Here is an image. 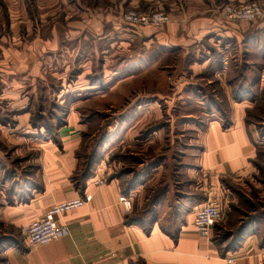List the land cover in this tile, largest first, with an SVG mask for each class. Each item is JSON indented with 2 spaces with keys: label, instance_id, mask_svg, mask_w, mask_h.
<instances>
[{
  "label": "rangeland",
  "instance_id": "1",
  "mask_svg": "<svg viewBox=\"0 0 264 264\" xmlns=\"http://www.w3.org/2000/svg\"><path fill=\"white\" fill-rule=\"evenodd\" d=\"M5 1L9 12L6 19L12 27L8 29L4 22H0L2 77L7 78L5 72L9 73L7 85L14 83L17 72L12 64L17 60V53L24 54L29 48L30 57L35 58L37 66L40 62L42 64L40 75L32 79L30 86L21 85L26 106L0 108V124L11 131L18 126L20 136H10V140L8 136L0 135V165L7 178L17 175L12 176L15 173L12 168L21 177L32 174L24 155L17 154L34 148L38 140H54L57 128L73 111L79 116L83 129L79 177L82 171L91 169V176L98 177L103 184L116 181L121 192H133L136 219L150 220L156 213L154 204L169 197L171 207L165 206L158 211L168 219V215L175 212L179 196L199 195L203 189L201 197L205 203L206 189L212 187L214 197L220 200L224 209L221 221L213 229L219 254H234L247 241V245L264 246V30L258 35V41L253 42L256 45L248 47L242 43L241 52L234 50L235 58L227 62L224 74L217 75L222 68L217 60L197 76L200 70L196 68L194 72L189 67L200 62L201 58L196 60L183 54H171L170 47H166L169 50L159 49V54L151 62L146 48L140 57L130 56L135 51L129 53L127 49H121L120 54H111L113 57L92 58L86 69L82 55L73 52V41L65 42L67 39L57 37L51 44L56 46L58 43L53 53L50 52V43L47 51L42 49L43 45H35L48 40L58 24L65 27L79 19V13L73 10V0H52V4H59L47 12L41 10L45 3L41 4L40 0H26V7L22 0ZM158 3H161L158 8L146 6V9L141 8L142 12L171 14V0H158ZM251 3L262 7L260 19L251 23L230 22L242 24L250 30L264 29V0H246L234 5ZM100 4H103L102 0ZM63 8L66 11L60 12ZM126 10L138 11L128 7L122 8V12L118 10L117 23H123L122 15ZM20 11L27 13L23 20L18 15ZM219 14L228 20L222 10ZM24 20L26 26L19 24ZM161 27L147 29L160 31ZM207 45L208 51L204 53L213 54L211 46ZM84 47L80 45V48ZM140 58L149 65L132 67L131 63ZM115 63L121 65V69L126 65V74L109 80L111 75L107 72ZM130 72L137 73L130 76ZM1 88L8 87L2 85ZM3 99L2 94L0 106H3ZM121 121L125 133L119 131V135L113 137V132H118V128L113 130V127ZM213 122H219L223 129L238 122L247 130L255 148L247 176L239 180L224 178L223 185L212 184L203 173L197 178L192 176L193 169L198 168L203 133ZM123 138L126 140L120 144ZM0 172L3 179L1 168ZM2 230L5 229L0 227ZM7 230L11 231L10 228ZM21 237L24 242V235Z\"/></svg>",
  "mask_w": 264,
  "mask_h": 264
},
{
  "label": "crops",
  "instance_id": "2",
  "mask_svg": "<svg viewBox=\"0 0 264 264\" xmlns=\"http://www.w3.org/2000/svg\"><path fill=\"white\" fill-rule=\"evenodd\" d=\"M48 1L40 0L41 4L45 3L42 11H50V7L59 4ZM100 1L73 0V10L79 13V19L69 22L65 27L58 24L49 36L50 41L45 39L35 45H43L42 49L47 51L50 43V52L53 53L58 43L56 46L51 44L57 37L67 39L65 42L73 41V52L77 51L82 55V63L86 69L92 58L113 57L111 54H120L121 49H127L129 53L135 51L130 56L140 57L141 51L146 48L150 52L151 62L159 54V49L170 47L171 54H183L196 60L201 58L200 62L189 67L193 71L196 68L200 70L197 76L218 60L222 64L221 71L217 73L219 75L225 73L227 62L230 58H235L234 53L241 52L242 43L248 47L256 45L253 42L258 41V35L264 30L263 27L247 29L242 24L225 20L219 14L225 5L246 0H171V14H168L171 22L162 26L160 31L132 29L124 23H117L122 8L142 12L146 6L158 8V4L161 5L158 0H102V5ZM23 2L26 7V0H22ZM4 3L5 0H0V22H4L5 27L10 29L12 24L6 19L9 12ZM63 11L66 9L60 10ZM18 13L22 20L25 19L27 13ZM22 22L19 24L26 26V21ZM80 45L85 46L84 49ZM206 45L211 46L213 54L204 53L208 51ZM17 54L15 65L12 64L17 72L14 83L7 85L10 74L5 72L7 78L4 79L0 72V96L3 94L5 98L0 108L26 106L25 92L21 85L25 83L29 87L32 79L41 73L42 64L39 61L40 65L37 66L35 58L30 57L31 48L24 54ZM121 58L123 60L125 57H119ZM141 59L132 62L131 66L141 68L149 65L146 60ZM117 64L112 65V70L107 72L111 75L109 80L126 74L128 67L125 65L121 69V65ZM104 68L106 69L105 65ZM136 73L129 74L132 76ZM2 85L8 88L3 89ZM10 95L14 97L10 98ZM123 123L121 121L117 127H113V130L118 128V132H113V137L118 136L119 131L125 133ZM81 127L79 116L71 111L64 124L57 128L54 140H38L34 143V148L17 154L24 155L27 168L32 171L30 175L21 177L12 168L15 172L12 176L17 175L9 179L0 165L4 176L3 179L0 178V227L5 229L0 231V238H5L0 239V264H264V246L260 248L252 243L247 245V241L234 254L221 256L213 233L209 240L196 234L193 217L195 211L203 206V189H200L199 195L179 196L180 199L175 202V212L168 215V219H164V214L158 211L165 206L171 207L169 197L163 202L159 200L154 204L156 213L145 221L134 217L133 192H121L116 181L96 185L98 177L95 178L94 175L82 181V174L79 177L82 168L79 156L83 132ZM17 130L18 126L11 131L0 124V135L8 136L10 140L19 136ZM203 134L198 168L193 169L192 173L194 178L203 173L205 179L212 184L223 185L221 183L224 178L241 179L249 174L255 148L243 125L234 122L232 127L223 129L219 122H213ZM125 140L121 139L120 144ZM85 195L91 196L90 202L57 217L60 232L52 243L36 248L25 245L21 237L25 228L38 221L53 206ZM120 197L130 200L129 212L125 213ZM137 205L140 206L141 203L137 202Z\"/></svg>",
  "mask_w": 264,
  "mask_h": 264
},
{
  "label": "built area",
  "instance_id": "3",
  "mask_svg": "<svg viewBox=\"0 0 264 264\" xmlns=\"http://www.w3.org/2000/svg\"><path fill=\"white\" fill-rule=\"evenodd\" d=\"M223 15L232 22L251 23L263 16V9L257 3L251 4H228L222 8ZM169 16L162 12H139L126 10L122 15V22L130 27L137 28H160L169 22ZM96 185H103L101 181ZM206 202L197 209L193 217V226L196 234L202 239L209 240L215 225L221 221L224 213L223 205L214 197V189H206ZM91 201L90 195L53 206L38 221L33 222L23 230L24 243L28 248L47 246L59 235L57 217L76 210ZM123 209L129 212L131 202L126 197H120ZM123 264V263H116Z\"/></svg>",
  "mask_w": 264,
  "mask_h": 264
},
{
  "label": "trees",
  "instance_id": "4",
  "mask_svg": "<svg viewBox=\"0 0 264 264\" xmlns=\"http://www.w3.org/2000/svg\"><path fill=\"white\" fill-rule=\"evenodd\" d=\"M59 127H60V126H59ZM59 127H58V128H59ZM55 134H56V133H55ZM90 172H91V169H89L88 171L86 170V171H84V172L82 173V178H81L82 181L85 180V179H87V178H90V176H91ZM215 227H216V226H215ZM215 227H214V228H215ZM214 228H213V229H214ZM0 239L3 240V239H5V238H4V237H1ZM220 255H221V254H220ZM221 256H225V255L222 254Z\"/></svg>",
  "mask_w": 264,
  "mask_h": 264
}]
</instances>
